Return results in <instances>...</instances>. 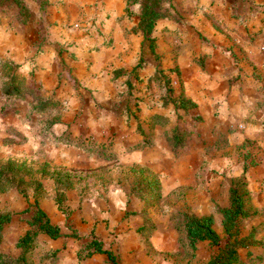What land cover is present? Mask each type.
<instances>
[{
    "label": "rangeland",
    "instance_id": "374dc122",
    "mask_svg": "<svg viewBox=\"0 0 264 264\" xmlns=\"http://www.w3.org/2000/svg\"><path fill=\"white\" fill-rule=\"evenodd\" d=\"M129 1L135 2L116 19L137 33L143 0ZM220 1L244 21L264 7L260 0ZM18 3L27 9L25 20ZM197 8L191 0H162L165 17L157 24L183 29ZM105 13L104 0H0V168L17 165L0 191V214L11 215L0 231V252L20 254L16 243L38 206L64 236L55 248L53 239L38 235L29 264H56L61 248L84 261L97 254L93 240L118 261L133 248L151 256L180 249L165 258L204 264L217 251L207 242L192 248L185 219L212 216L224 238L219 210L229 205V189L245 184L251 216L239 227L242 237L253 238L239 255L245 264H264V144L246 137L229 105L209 113L176 108L184 90L173 83L174 68L149 78L108 68L99 74L100 89L76 77L78 58L106 44ZM174 131L180 149L171 146Z\"/></svg>",
    "mask_w": 264,
    "mask_h": 264
},
{
    "label": "crops",
    "instance_id": "0c3cea01",
    "mask_svg": "<svg viewBox=\"0 0 264 264\" xmlns=\"http://www.w3.org/2000/svg\"><path fill=\"white\" fill-rule=\"evenodd\" d=\"M191 1L198 8L183 29L171 21L156 25L152 34L155 51L151 53L141 33H127L129 28L125 31V26L117 23L125 0H104L107 15H103L101 43L105 40L106 44L78 58L76 77L87 80L90 88L100 89L99 74L107 75L108 68L134 70L139 78H149L157 69L174 68L177 74L171 76L173 83L179 81L184 97L195 104L196 111H226L229 105L242 122L246 137L264 144V7L259 8L257 16L244 21L224 12L222 1ZM56 60L52 55L49 62L54 64ZM138 64L142 68H136ZM62 239L51 240L49 246L59 248L58 241ZM61 249L56 264H110L105 254L97 253L81 261L77 251ZM176 252L181 250L162 249V254L151 256L142 248H133L126 251L123 261L116 260L118 264H175V257L169 256ZM165 254L169 256L165 258ZM157 255L163 258L157 259Z\"/></svg>",
    "mask_w": 264,
    "mask_h": 264
},
{
    "label": "trees",
    "instance_id": "16d2710c",
    "mask_svg": "<svg viewBox=\"0 0 264 264\" xmlns=\"http://www.w3.org/2000/svg\"><path fill=\"white\" fill-rule=\"evenodd\" d=\"M161 2L162 0H143L140 8L139 21L136 25L137 31L143 36V41L150 40L151 49H154L152 32L157 22L165 17L161 13ZM133 3L129 0H125V10L129 11V7ZM18 4L20 8L18 16L25 20L27 9L20 3ZM162 72V70L158 71V73ZM179 98L180 103L176 108L185 110H189V108L195 109V104L190 100L182 96H179ZM180 138V133L174 131L173 136H171V146L173 149H180L182 147ZM7 168L9 169H5V166L0 168V191L4 188V184L10 180L6 172H17V165L14 163L8 164ZM241 187L234 186L229 189V205L225 209L219 210V213L223 217L222 227L224 238H221L213 229L212 216H203L199 218L187 217L185 219L184 228L189 245L194 248L199 242H207L217 251V253L204 264H245L239 252L245 248L249 249V240L252 241L253 236L249 234L242 237L240 233L239 224L241 221L251 216L248 210V191L245 188L246 185L242 184ZM10 219V214H0V231L3 225L8 223ZM29 226L30 229L27 230L16 243L17 248L20 250V254L15 258H11L0 252V264H29L26 255L34 248L38 235L43 234L53 240L64 236L59 226L53 224L46 213L38 206H35L33 209V215ZM89 247L92 248L91 252L93 253L106 254L110 264H118L113 253L103 249L100 241L93 240Z\"/></svg>",
    "mask_w": 264,
    "mask_h": 264
}]
</instances>
